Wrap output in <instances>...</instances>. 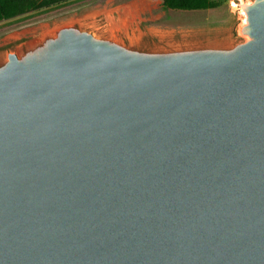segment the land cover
Here are the masks:
<instances>
[{"label": "water", "instance_id": "95a60500", "mask_svg": "<svg viewBox=\"0 0 264 264\" xmlns=\"http://www.w3.org/2000/svg\"><path fill=\"white\" fill-rule=\"evenodd\" d=\"M234 3L230 39L0 49V264H264V0Z\"/></svg>", "mask_w": 264, "mask_h": 264}, {"label": "rangeland", "instance_id": "374dc122", "mask_svg": "<svg viewBox=\"0 0 264 264\" xmlns=\"http://www.w3.org/2000/svg\"><path fill=\"white\" fill-rule=\"evenodd\" d=\"M238 0H219L214 9H167L163 0H68L0 21V49L13 47L54 25L95 17L141 33L172 39H230L236 36Z\"/></svg>", "mask_w": 264, "mask_h": 264}, {"label": "trees", "instance_id": "16d2710c", "mask_svg": "<svg viewBox=\"0 0 264 264\" xmlns=\"http://www.w3.org/2000/svg\"><path fill=\"white\" fill-rule=\"evenodd\" d=\"M65 1L68 0H0V21ZM219 5V0H163V6L167 9H214Z\"/></svg>", "mask_w": 264, "mask_h": 264}]
</instances>
